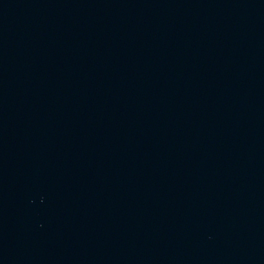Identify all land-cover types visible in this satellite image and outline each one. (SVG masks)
<instances>
[{"label":"water","instance_id":"1","mask_svg":"<svg viewBox=\"0 0 264 264\" xmlns=\"http://www.w3.org/2000/svg\"><path fill=\"white\" fill-rule=\"evenodd\" d=\"M0 264H264V0H0Z\"/></svg>","mask_w":264,"mask_h":264}]
</instances>
